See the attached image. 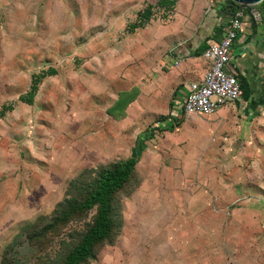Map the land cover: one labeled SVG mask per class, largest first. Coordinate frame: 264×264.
<instances>
[{
	"label": "rangeland",
	"instance_id": "obj_1",
	"mask_svg": "<svg viewBox=\"0 0 264 264\" xmlns=\"http://www.w3.org/2000/svg\"><path fill=\"white\" fill-rule=\"evenodd\" d=\"M221 1L203 0L196 21L189 13L179 16L177 7L167 13L155 8L151 21L127 34L122 22L104 23L106 16L124 21L145 0H0V111L10 106L0 115V264H62L96 215V207H77L96 173L128 158L138 135L158 116L146 113L153 107L150 65L140 61L156 45L158 53L171 45L172 33L176 44L203 9ZM48 69L55 73L39 81L33 102L19 101L31 75ZM133 110L143 115L133 117ZM212 120L192 118L194 124ZM211 136L215 143L176 145L169 139V145L159 135L143 140L134 187L114 198L116 207L123 206L124 228L86 264H100L104 254L114 260L124 251L136 260L133 250L153 245L135 237L143 230L141 213L180 202L182 221L188 215L190 223L172 226L181 239L157 247L174 264H264V122L244 138L234 130H225L227 139L216 131ZM220 183L232 187L234 204L223 199L219 207L212 197L204 210L220 212L222 223L208 218L202 226L203 208L192 209L204 204L203 191Z\"/></svg>",
	"mask_w": 264,
	"mask_h": 264
},
{
	"label": "crops",
	"instance_id": "obj_2",
	"mask_svg": "<svg viewBox=\"0 0 264 264\" xmlns=\"http://www.w3.org/2000/svg\"><path fill=\"white\" fill-rule=\"evenodd\" d=\"M145 1L143 8L141 4L138 11L134 15H126L123 18L124 21H121V15H118L119 17L110 15L108 17L106 16L109 20L104 23L112 26L115 24L118 25L122 22L125 26L124 32L127 34H133L141 27H144L155 16V8H157L155 5L157 0ZM200 1L199 4H192L191 1L185 2L184 0H176L172 8L175 9V7H177L179 9V16L180 13L183 15L189 13L191 20L194 19V21H196L197 10L201 9L203 5V0ZM228 1L229 0H223L217 2L218 4L216 5L205 8V10L203 9L197 22H194L195 24L192 23L193 29L188 30L189 33L180 41L173 44L174 34L172 33L170 34L172 41L171 45L163 46V51L158 53V46L155 44L157 49L154 47L155 49L150 51L149 59L144 58V61H140L142 64L150 65V94L148 101L153 107L148 109L146 113L154 114V116L155 114L158 115L155 118L153 117L154 119L150 122V125L155 124L152 135L156 137L158 135L164 137L169 145V139L172 141L175 140L174 143H176V145L181 142L182 144L186 142L212 144L215 143L217 137L211 136V132L214 131L217 132L218 138L222 139H227L223 137L225 130H234V134L238 138H244V135H247L251 130L258 128V126L264 122V22L257 21L256 24L253 25L254 22L252 20H250V23L246 24L237 34V38L233 42L231 49L229 66L230 70L235 73L240 81L242 88L241 98L233 105L224 106L214 114L207 116L213 119L209 123L194 124L192 118L195 116L185 117L183 115L182 99L184 93L188 90L189 83L200 79L208 66L207 61L202 56L203 51L198 55H195L194 52L201 48L202 45L207 46L211 41L219 40L222 36V33L216 34L215 31H213L212 24L215 23V19H213L214 17L209 18L208 13L213 10L214 15L217 13L222 16L220 9L222 6H225V3ZM147 5L151 6V10L154 13L151 14L148 19H145L142 18L141 13ZM159 9L163 10L162 8ZM163 11L167 13L170 10ZM207 18L208 22L205 21ZM178 35L179 34L177 33V36ZM159 104L161 107H158ZM130 113H132L133 117L138 118L143 115L142 112L138 110H133V112ZM175 114L180 115V118H177ZM170 126H172V128H169ZM215 161L216 164L218 163V166L223 167L218 160ZM222 170L223 169H220V176L222 175ZM211 186H209V188L213 189L210 193L206 190L203 191L207 196L199 195V198L204 197V204L195 206L194 209H192L193 212H195L203 208V217L199 221V224L202 226L206 225V219L208 218L212 220L211 222L213 225H221L222 223L220 212H218L217 216H213V214L211 215L210 212L204 210V207L209 206V201L212 200V197L216 203L215 205L219 207L221 206L223 199H230L231 201L233 198L232 194L234 192L229 184L220 183ZM138 188H140V185L136 184L135 192ZM197 192L203 194L201 191ZM171 196L172 199H174V194H171ZM196 197L197 196H195V198ZM179 198L180 196L177 194L175 199L179 200ZM149 200L151 201V199ZM232 204H234L233 200L228 205L231 206ZM122 208L123 206L120 205V227L118 235L121 234V231L124 228V221L122 220L120 213V209ZM183 210L184 207L180 202L178 203V207L175 208L171 203L161 206L156 205L154 208H151L150 213L147 216L142 215L141 213L139 220L143 227V232L138 231L137 236L135 237H138L137 239L140 237L146 242L151 241L153 243L152 247L156 246V248L158 247L159 242L172 241L174 239L179 241L177 238L181 239L182 236L178 235L177 231H175V229L172 230L171 227L174 225H181L183 222L190 223V219H192L187 215L186 218H184L185 220L182 221ZM193 223H196V221ZM165 225L166 231L163 232L164 230L162 226ZM158 231L161 232L159 233ZM151 248L133 250V255L136 258L134 261L137 262V264H162L163 261L166 263L172 262V264H174L170 254L163 255L161 252L157 251L159 248ZM126 253V251L120 252V254L118 253L116 256V259L109 261L106 260L107 258L104 254L103 260L100 264H131L134 261L126 259ZM127 257H129V255H127ZM159 257L164 259L160 261V259H157Z\"/></svg>",
	"mask_w": 264,
	"mask_h": 264
},
{
	"label": "trees",
	"instance_id": "obj_3",
	"mask_svg": "<svg viewBox=\"0 0 264 264\" xmlns=\"http://www.w3.org/2000/svg\"><path fill=\"white\" fill-rule=\"evenodd\" d=\"M176 0H157L155 7L162 8L163 10H170ZM261 12V22H264V0L255 5ZM236 5L233 7V11L238 8ZM221 15L213 14V10L208 13L209 18L214 17L215 23L212 24V29L216 34H221L223 27L226 24L229 17L233 14L226 13L224 6L220 9ZM151 6L147 5L141 13L142 18L148 19L153 14ZM208 22V18L205 19ZM256 22L253 23L255 25ZM134 27V26H132ZM206 45H202L195 55L201 53L206 48ZM54 69H48L41 71L38 75H31V83L29 90L24 94L18 96V100L26 104H31L33 98L38 89L39 81L46 75L54 74ZM10 106H3L0 115H3L6 110H9ZM154 125H150L147 130L141 132L136 139V148L133 149L132 154L123 160H119L106 169L98 171L93 179L91 189L86 193L82 202L77 207L81 209H91L96 207V215L94 217L92 225L82 235L80 242L73 247L64 257L62 264H86L89 260L95 257L96 251L100 246L111 244L119 232L120 217L119 206H115L116 202L114 198L116 194L131 190L134 187V180H132L135 166L138 161V156L143 149V140L151 137L153 133ZM169 128H172L170 126ZM132 181L133 184H130ZM129 190V191H130ZM119 202V201H118Z\"/></svg>",
	"mask_w": 264,
	"mask_h": 264
},
{
	"label": "built area",
	"instance_id": "obj_4",
	"mask_svg": "<svg viewBox=\"0 0 264 264\" xmlns=\"http://www.w3.org/2000/svg\"><path fill=\"white\" fill-rule=\"evenodd\" d=\"M254 6L236 8L223 27L221 38L211 41L202 52L208 66L200 79L189 83L183 95L185 117L210 116L241 98L240 81L229 66L231 49L237 34L250 20H261V12Z\"/></svg>",
	"mask_w": 264,
	"mask_h": 264
},
{
	"label": "water",
	"instance_id": "obj_5",
	"mask_svg": "<svg viewBox=\"0 0 264 264\" xmlns=\"http://www.w3.org/2000/svg\"><path fill=\"white\" fill-rule=\"evenodd\" d=\"M262 0H229L225 3L224 10L226 13H231L233 11V7L236 5L242 7H249L251 5L259 4Z\"/></svg>",
	"mask_w": 264,
	"mask_h": 264
}]
</instances>
